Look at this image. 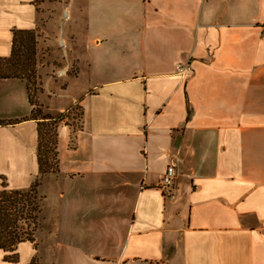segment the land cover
Returning a JSON list of instances; mask_svg holds the SVG:
<instances>
[{
    "label": "crops",
    "instance_id": "crops-1",
    "mask_svg": "<svg viewBox=\"0 0 264 264\" xmlns=\"http://www.w3.org/2000/svg\"><path fill=\"white\" fill-rule=\"evenodd\" d=\"M37 20L36 0H0V57ZM263 24L264 0H74L75 74L48 90L78 89L58 111L37 95L53 115L82 109L59 128L54 225L0 264H264ZM32 112L27 83L0 78V190L39 175Z\"/></svg>",
    "mask_w": 264,
    "mask_h": 264
},
{
    "label": "rangeland",
    "instance_id": "rangeland-1",
    "mask_svg": "<svg viewBox=\"0 0 264 264\" xmlns=\"http://www.w3.org/2000/svg\"><path fill=\"white\" fill-rule=\"evenodd\" d=\"M36 2L38 5V20L37 26L33 29L36 38V44L34 45L35 55L32 58L33 66L24 76L28 81L31 96L34 100L39 103L37 95L41 92V99L49 106L50 110L58 111L63 103L68 100L71 101L67 96L62 97L59 95L74 93L78 89L75 86L76 83L74 82L71 85L72 81L69 79L66 88L61 89L52 82V90H48L49 80L64 82V78L67 75L75 74L76 67L74 63L68 60L65 47L60 46V40H64L67 27L70 23V17L74 9V0H36ZM53 91H56V95L51 94ZM62 113L65 116L63 125H79L82 113L80 105H73L71 109ZM65 121H67V124H65ZM60 127L61 124L58 125V130ZM58 147L61 149L60 145ZM51 148V154L56 152L55 144H52ZM60 170L61 168L59 170L58 168H53L47 176L40 178V185L34 191L27 189L17 195L18 203H16V208L23 216V218L18 220V225L21 229L23 228V231L32 232L31 237L37 239L40 243L45 232L54 225V211L48 195L57 184L53 180L58 181L61 173ZM12 212L17 211L12 207ZM28 215L30 218L26 219ZM31 215L33 219H36L33 220ZM39 258L35 257V264H43L41 258ZM46 263L45 261L44 264Z\"/></svg>",
    "mask_w": 264,
    "mask_h": 264
},
{
    "label": "trees",
    "instance_id": "trees-1",
    "mask_svg": "<svg viewBox=\"0 0 264 264\" xmlns=\"http://www.w3.org/2000/svg\"><path fill=\"white\" fill-rule=\"evenodd\" d=\"M35 44L36 38L33 29H15L11 54L8 57H0V78H19L27 83L29 101L33 105L32 117L37 122L39 175L29 188L30 191H34L40 185V178L47 176L53 168L60 169L58 125L59 120L65 117L62 112L56 115L45 112L42 106L31 96L30 86L24 75L33 66L32 58L35 55ZM52 144L56 145L57 150L51 154ZM21 192L7 188L0 190V248L4 250L14 249L21 241L33 240L32 232L23 231V228L21 229L18 225V220L23 218L22 213L16 208L17 195ZM12 207L17 212H12ZM29 215L26 216V219L30 218ZM31 218L33 219L32 215ZM6 258L14 260L16 254ZM29 264H35V260L33 259Z\"/></svg>",
    "mask_w": 264,
    "mask_h": 264
},
{
    "label": "built area",
    "instance_id": "built-area-1",
    "mask_svg": "<svg viewBox=\"0 0 264 264\" xmlns=\"http://www.w3.org/2000/svg\"><path fill=\"white\" fill-rule=\"evenodd\" d=\"M262 30L264 33V24L262 26ZM60 46L65 47L64 42H62V40H60ZM178 71H179V74L183 78H186L192 71V66H191L190 62H184L182 64H179ZM63 122H64V118H62V120H59V124L62 125ZM59 145H60V148H63L64 142L62 140H60ZM175 177H176L175 168L172 164H169L166 168V171H165V173L161 179L160 185H159V188L162 190L163 194H170L173 191L174 183H175ZM53 182L56 183L57 181L53 180ZM117 264H127V263L118 262ZM148 264H167V262L166 261H151Z\"/></svg>",
    "mask_w": 264,
    "mask_h": 264
}]
</instances>
